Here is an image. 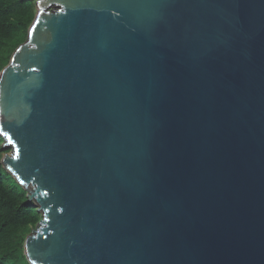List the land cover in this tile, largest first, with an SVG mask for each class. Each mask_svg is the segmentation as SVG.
I'll return each instance as SVG.
<instances>
[{"label": "water", "instance_id": "obj_1", "mask_svg": "<svg viewBox=\"0 0 264 264\" xmlns=\"http://www.w3.org/2000/svg\"><path fill=\"white\" fill-rule=\"evenodd\" d=\"M36 5L0 72L28 262L264 264V0Z\"/></svg>", "mask_w": 264, "mask_h": 264}, {"label": "trees", "instance_id": "obj_2", "mask_svg": "<svg viewBox=\"0 0 264 264\" xmlns=\"http://www.w3.org/2000/svg\"><path fill=\"white\" fill-rule=\"evenodd\" d=\"M37 0H0V72L16 48L27 39L37 12ZM0 136V161L9 153ZM27 191L0 162V264H30L24 255V240L42 218Z\"/></svg>", "mask_w": 264, "mask_h": 264}, {"label": "bare ground", "instance_id": "obj_3", "mask_svg": "<svg viewBox=\"0 0 264 264\" xmlns=\"http://www.w3.org/2000/svg\"><path fill=\"white\" fill-rule=\"evenodd\" d=\"M27 187H28L29 191L33 190V188L29 184L27 185Z\"/></svg>", "mask_w": 264, "mask_h": 264}, {"label": "rangeland", "instance_id": "obj_4", "mask_svg": "<svg viewBox=\"0 0 264 264\" xmlns=\"http://www.w3.org/2000/svg\"><path fill=\"white\" fill-rule=\"evenodd\" d=\"M9 148V147H8ZM10 149V148H9ZM28 188V187H27ZM29 190V189H28ZM31 201H33V202H35V200L34 199H32ZM36 203V202H35Z\"/></svg>", "mask_w": 264, "mask_h": 264}]
</instances>
